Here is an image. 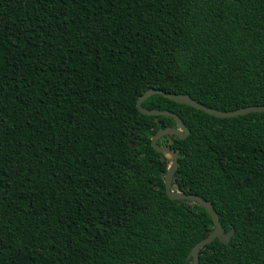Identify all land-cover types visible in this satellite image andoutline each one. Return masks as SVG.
Masks as SVG:
<instances>
[{
    "label": "trees",
    "instance_id": "1",
    "mask_svg": "<svg viewBox=\"0 0 264 264\" xmlns=\"http://www.w3.org/2000/svg\"><path fill=\"white\" fill-rule=\"evenodd\" d=\"M149 89L264 106V0H0V264H192L214 226L165 192ZM141 105L189 130L157 140L171 189L233 231L199 264H264V113Z\"/></svg>",
    "mask_w": 264,
    "mask_h": 264
},
{
    "label": "water",
    "instance_id": "2",
    "mask_svg": "<svg viewBox=\"0 0 264 264\" xmlns=\"http://www.w3.org/2000/svg\"><path fill=\"white\" fill-rule=\"evenodd\" d=\"M154 94H160L163 97L173 102L188 105L195 109L201 110L208 115L218 117V118L236 117V116H240V115H244V114H248L252 112L264 113V106H248V107L240 108L234 111H219V110L212 109V108H209L202 104L197 103L195 100H193L186 94H171V93H165L161 90H156V89H149L145 91V93L141 95L137 100V103H136L137 108L141 114L148 115V116L164 115V116L173 117L175 120L177 127H166V128H163L157 131L151 138V146L156 152L163 154L166 158L171 160V163L169 164V167L167 169V173L164 177L165 192L167 196L171 200H190V201L199 203L206 210V212L209 214V216L212 219L213 226H214L212 232L207 237L197 242L192 247L188 255V259H192V264H199L198 256H199V251L202 247L210 244L215 239H218V241L224 244H228L233 236V231H229V232L224 231L222 225L219 222L217 213L213 209L212 205L208 203L206 200L194 194H187V193L180 192L178 190L171 189V182L173 180L174 174L178 166V154L171 147L157 145V140L164 135H175L179 139H184L189 135V130L185 126L183 121L174 113H171L169 111H163V110L146 109L142 107L141 105L142 102ZM132 147H135L134 143H132ZM120 264H136V263L124 262Z\"/></svg>",
    "mask_w": 264,
    "mask_h": 264
}]
</instances>
